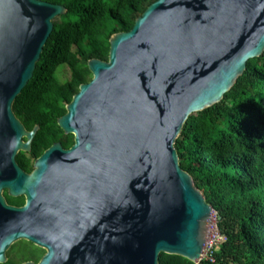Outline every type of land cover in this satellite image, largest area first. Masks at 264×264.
<instances>
[{
    "label": "water",
    "instance_id": "water-1",
    "mask_svg": "<svg viewBox=\"0 0 264 264\" xmlns=\"http://www.w3.org/2000/svg\"><path fill=\"white\" fill-rule=\"evenodd\" d=\"M65 13L0 0V264L13 243L35 242V224L58 244L40 264H159L160 254L199 264L214 212L174 146L188 118L219 104L263 55L264 0L152 3L110 38L107 61H88L91 80L57 120L73 145L53 144L25 177L16 156L31 152L39 127L26 131L13 105ZM3 190L26 205L7 206Z\"/></svg>",
    "mask_w": 264,
    "mask_h": 264
},
{
    "label": "trees",
    "instance_id": "trees-1",
    "mask_svg": "<svg viewBox=\"0 0 264 264\" xmlns=\"http://www.w3.org/2000/svg\"><path fill=\"white\" fill-rule=\"evenodd\" d=\"M40 1L63 6L66 13L53 21L33 76L13 105L27 130L39 127L29 159L20 164L24 169L52 144H72L57 119L91 80L88 61H107L110 38L129 32L157 0ZM63 66L70 78L61 84L56 72ZM174 147L181 169L212 208L222 237L199 264H264V53L246 63L219 104L188 118ZM158 263L193 264L164 254Z\"/></svg>",
    "mask_w": 264,
    "mask_h": 264
},
{
    "label": "flooded vegetation",
    "instance_id": "flooded-vegetation-1",
    "mask_svg": "<svg viewBox=\"0 0 264 264\" xmlns=\"http://www.w3.org/2000/svg\"><path fill=\"white\" fill-rule=\"evenodd\" d=\"M25 130L28 132L31 131V130H27L26 128H25ZM70 137L72 138V144L69 147L65 148L59 143L63 150H68L73 145V137L72 136H70ZM56 143H54V144H56ZM39 157H37L36 159H38ZM17 158L19 159L20 163L17 161ZM28 159H29V154H26V153L20 152L16 156V163L21 168L22 174L25 177H29V176L34 174L33 164H34L36 159H30L29 160V168H27V169L22 168L20 165V164H24V162ZM42 182H44V183L46 182L45 178L42 179ZM1 197L5 201L6 205L9 207L20 209L26 205V198L24 196L12 197L9 195L8 190H3L1 192ZM41 230H42V226H39L37 224H35L31 228L30 237L35 242H31L28 240H19V241L13 243L11 245V247L9 248V250L6 252L7 263L12 262V264H40L41 260L43 259V257L48 252L46 246L52 248L55 252H58V249L56 248V246L58 245L57 242L55 240H53L52 243L47 241L44 238L43 234L40 232Z\"/></svg>",
    "mask_w": 264,
    "mask_h": 264
},
{
    "label": "rangeland",
    "instance_id": "rangeland-1",
    "mask_svg": "<svg viewBox=\"0 0 264 264\" xmlns=\"http://www.w3.org/2000/svg\"><path fill=\"white\" fill-rule=\"evenodd\" d=\"M56 78L59 83L61 84L66 83L70 78L69 70L65 66L60 67L56 72ZM221 241H222V237H220L218 233L216 227V217L214 214L213 222L211 223V227H210V237L208 238L205 244L202 254V259H206L211 250V247H213L215 244H218Z\"/></svg>",
    "mask_w": 264,
    "mask_h": 264
},
{
    "label": "bare ground",
    "instance_id": "bare-ground-1",
    "mask_svg": "<svg viewBox=\"0 0 264 264\" xmlns=\"http://www.w3.org/2000/svg\"><path fill=\"white\" fill-rule=\"evenodd\" d=\"M213 218H214V215L212 214L211 215V223L213 222Z\"/></svg>",
    "mask_w": 264,
    "mask_h": 264
},
{
    "label": "built area",
    "instance_id": "built-area-1",
    "mask_svg": "<svg viewBox=\"0 0 264 264\" xmlns=\"http://www.w3.org/2000/svg\"><path fill=\"white\" fill-rule=\"evenodd\" d=\"M212 248V247H211ZM208 257V256H207Z\"/></svg>",
    "mask_w": 264,
    "mask_h": 264
}]
</instances>
